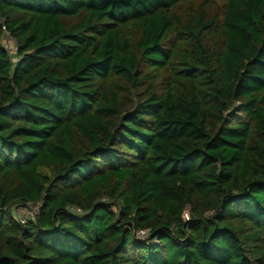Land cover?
<instances>
[{
    "label": "trees",
    "instance_id": "1",
    "mask_svg": "<svg viewBox=\"0 0 264 264\" xmlns=\"http://www.w3.org/2000/svg\"><path fill=\"white\" fill-rule=\"evenodd\" d=\"M0 264H264V0H0Z\"/></svg>",
    "mask_w": 264,
    "mask_h": 264
},
{
    "label": "built area",
    "instance_id": "2",
    "mask_svg": "<svg viewBox=\"0 0 264 264\" xmlns=\"http://www.w3.org/2000/svg\"><path fill=\"white\" fill-rule=\"evenodd\" d=\"M32 205H38V210L39 211V204H14V205H9L5 208L6 211H9L12 216L17 220V222L21 225H25L27 223L28 219L34 220L36 218L37 212L30 213L28 212V208ZM22 210L25 212V215H22ZM71 211L76 214L82 213L80 209L72 208ZM29 216H32L31 218H28ZM147 232H140L139 236L140 237H146Z\"/></svg>",
    "mask_w": 264,
    "mask_h": 264
},
{
    "label": "rangeland",
    "instance_id": "3",
    "mask_svg": "<svg viewBox=\"0 0 264 264\" xmlns=\"http://www.w3.org/2000/svg\"><path fill=\"white\" fill-rule=\"evenodd\" d=\"M223 1L224 0H219V3L221 5H223ZM3 44L5 46V48L9 51V53H11L12 55H15L16 54V51H17V48H16V44L15 42L7 35L4 37L3 39ZM167 75V72H163L160 74V78H159V81H161L165 76ZM42 172L46 175H49L51 176L52 175V172L51 170H47V169H43ZM28 208V212L30 213H35L37 212L38 210V205H32L30 207H27ZM22 215H25V212L22 210ZM190 216V213L189 211L186 212V215H185V218L188 219ZM32 216H29L28 218H31ZM143 238V236H142Z\"/></svg>",
    "mask_w": 264,
    "mask_h": 264
}]
</instances>
